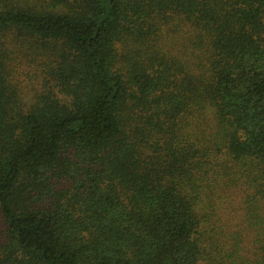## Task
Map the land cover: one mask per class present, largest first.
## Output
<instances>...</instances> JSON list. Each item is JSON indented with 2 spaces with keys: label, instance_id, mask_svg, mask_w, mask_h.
Listing matches in <instances>:
<instances>
[{
  "label": "trees",
  "instance_id": "trees-1",
  "mask_svg": "<svg viewBox=\"0 0 264 264\" xmlns=\"http://www.w3.org/2000/svg\"><path fill=\"white\" fill-rule=\"evenodd\" d=\"M0 264H264V0H0Z\"/></svg>",
  "mask_w": 264,
  "mask_h": 264
}]
</instances>
